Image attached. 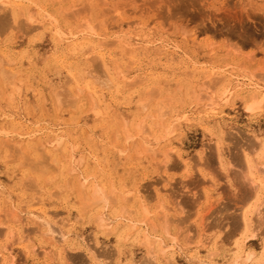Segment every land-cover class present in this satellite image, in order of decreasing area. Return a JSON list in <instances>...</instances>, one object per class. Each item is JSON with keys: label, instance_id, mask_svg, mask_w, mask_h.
<instances>
[{"label": "rangeland", "instance_id": "374dc122", "mask_svg": "<svg viewBox=\"0 0 264 264\" xmlns=\"http://www.w3.org/2000/svg\"><path fill=\"white\" fill-rule=\"evenodd\" d=\"M9 1L0 251L13 264H149L147 229L164 251L154 246L153 264H230L236 243L264 264V0ZM75 75L101 81L99 104ZM162 101L164 126L153 128ZM97 192L108 200L84 209ZM40 217L51 225L37 230Z\"/></svg>", "mask_w": 264, "mask_h": 264}, {"label": "bare ground", "instance_id": "6f19581e", "mask_svg": "<svg viewBox=\"0 0 264 264\" xmlns=\"http://www.w3.org/2000/svg\"><path fill=\"white\" fill-rule=\"evenodd\" d=\"M15 2V1H14ZM5 5H10V7L13 5V1H9L8 0V3L6 2V0H0V10H2V7H5ZM17 7V6H16ZM6 8V7H5ZM4 9V8H3ZM13 9H15L14 7H13ZM17 9V8H16ZM9 10V9H8ZM18 10V9H17ZM12 11V10H11ZM18 11H20V9L18 10ZM17 11V19H19L18 18V13L21 15V13L20 12H18ZM7 12H9V11H7ZM15 12V11H14ZM14 12H13V14H12V16L14 15ZM22 12V11H21ZM3 13V12H2ZM10 13V12H9ZM27 13V12H26ZM1 14V13H0ZM2 15H4V14H2ZM27 15V14H26ZM4 16H6V14L4 15ZM9 16L10 15H8V18H9ZM1 17V16H0ZM14 17V16H13ZM7 18V19H8ZM30 18V17H29ZM6 20V17L4 18L3 16L0 18V25L1 26H4L5 25V21ZM8 21V20H7ZM17 20L15 19V17H14V22L13 23H17L16 22ZM26 21V20H25ZM20 22V21H19ZM31 22H33V21H31ZM26 23V22H25ZM12 24V23H11ZM10 24V25H11ZM23 24V23H22ZM32 24V23H31ZM34 25V24H33ZM12 27H13V25H11ZM16 26H17V24H16ZM19 26H21V25H19ZM18 26V27H19ZM5 27V26H4ZM21 27H24V26H21ZM21 27H19V29H21ZM47 27V26H46ZM16 28V27H15ZM1 29V28H0ZM2 29H4V28H2ZM18 29V28H17ZM23 29V28H22ZM21 29V31H24V30H22ZM30 30V29H29ZM82 43V42H81ZM80 43V44H81ZM79 45V44H78ZM76 49L78 48L77 46L75 47ZM79 49V48H78ZM75 51V50H74ZM58 61V60H57ZM56 63V62H55ZM12 64V63H11ZM88 64V63H87ZM93 65V64H92ZM60 66V65H59ZM66 66V65H65ZM72 66V65H71ZM105 66V65H104ZM61 67V66H60ZM68 68V70H69V67H67ZM66 68V69H67ZM106 69H108L107 68V66L105 67V70ZM1 70H3L2 68H0V72H2ZM73 70V69H72ZM4 71V70H3ZM31 71V70H30ZM108 71V70H107ZM4 72H6V71H4ZM73 72V71H72ZM71 72V73H72ZM97 72V71H96ZM105 72V71H104ZM3 73V72H2ZM6 73H9L8 71L6 72ZM5 73V75H4V73H3V75H1V73H0V75L1 76H6V75H8V74H6ZM15 73V72H14ZM14 73L12 74H10L9 73V75H14ZM16 73H18L17 71H16ZM107 73V72H106ZM19 74V73H18ZM101 74V73H100ZM67 75H69V74H67ZM73 75V74H72ZM92 75V74H91ZM94 75H95V73H94ZM110 75V74H109ZM116 75V74H115ZM12 76H11V78H12ZM85 76H87V75H85ZM104 76V75H103ZM90 77H92L93 78V75L92 76H90ZM95 77H97V76H95ZM101 77V76H100ZM106 77V76H105ZM3 78V77H2ZM8 78V80H9V78H10V76L9 77H7ZM10 78V79H11ZM111 78V77H110ZM122 78V77H121ZM74 79H76L75 81H76V83L78 84V82L80 83V84H82L81 86L82 87H84V89L85 90H87L88 92V96L92 99L93 98V100L95 99V100H97V101H99L98 102V104L101 102V99H100V97L102 96L101 94H100V91L98 90V88L95 86L96 85V83L98 84V85H100L99 83L101 82L98 78H95V80L93 81V79H91V78H88V79H91L90 81H87V80H85V78L84 77H78V75H75L74 76ZM105 79V78H104ZM1 80V79H0ZM101 80H102V78H101ZM111 80H112V78H111ZM12 81V80H11ZM78 81V82H77ZM121 81V80H120ZM2 82H3V80H2ZM63 82V81H62ZM102 82H104V81H102ZM69 83V82H68ZM107 83V82H106ZM106 83H103V84H106ZM110 83V82H109ZM8 84H9V81H8ZM10 84H11V82H10ZM73 84V83H72ZM76 84V85H77ZM49 85V84H48ZM109 84L107 83V86H108ZM111 85H112V83H111ZM0 86H1V84H0ZM59 86V85H58ZM101 86H105V85H102L101 84ZM114 86V85H113ZM53 87V86H52ZM64 87V85L61 87V88H63ZM66 87V86H65ZM108 87H110V86H108ZM112 87V86H111ZM105 88V87H104ZM106 89V88H105ZM117 89V88H116ZM65 90H67V89H65ZM75 90V89H74ZM76 90H77V87H76ZM83 90V89H82ZM59 91V90H58ZM55 92H57V91H55ZM79 93H81V90H79L78 91ZM2 93V92H1ZM50 93H52V92H50ZM78 93V94H79ZM74 94V93H73ZM52 95H53V93H52ZM56 95V94H55ZM54 95V96H55ZM76 95V94H75ZM80 95V94H79ZM101 95V96H100ZM57 96V95H56ZM67 96H69V95H67ZM66 96V97H67ZM75 97V96H74ZM60 98V97H59ZM68 98V97H67ZM67 98H64V99H67ZM69 98H70V96H69ZM165 98V97H164ZM72 99V101H73V98H71ZM167 99V98H166ZM68 100H70V99H68ZM67 100V101H68ZM122 100V99H121ZM54 101V100H53ZM56 101V100H55ZM71 100L70 101H68V103L69 102H72ZM163 101H165V100H163ZM162 101V102H163ZM260 101V100H259ZM44 102V101H43ZM75 102V101H74ZM89 102V101H88ZM91 102V101H90ZM161 102V101H160ZM172 102V101H171ZM170 102V103H171ZM58 103V102H57ZM73 103V102H72ZM103 104V103H102ZM107 104V103H106ZM75 105V104H74ZM92 105V104H91ZM96 106V105H95ZM94 106V107H95ZM91 107V106H90ZM106 107H108V106H106ZM156 107V106H155ZM166 105L164 104V102L160 105L159 104V106L157 107V113L155 114V115H157L156 116V118L157 119H155L156 121V123L155 124H153V128H156V127H160V126H162L161 125V123H163L162 122V117H164V114H165V112H166ZM93 108V107H92ZM105 108V107H104ZM111 108V107H110ZM169 108V107H168ZM106 111V110H105ZM155 112H156V110H155ZM105 113V112H104ZM106 114V113H105ZM133 120H135V118H133L132 119V121ZM161 120V121H160ZM161 122V123H160ZM131 123H135L134 121L133 122H131ZM160 123V124H159ZM9 125H10V123H9ZM18 125V124H17ZM139 125H140V123H139ZM152 125V123L149 125V126H151ZM1 126H2V124H1ZM145 126V125H144ZM144 126H142L141 125V127H144ZM164 126V125H163ZM136 127H139L138 125L136 126ZM140 127V128H141ZM146 128V127H145ZM163 128V127H162ZM144 129V128H143ZM146 130H148V129H146ZM12 131H13V129H12ZM154 133V132H153ZM163 138V137H162ZM29 139H31V138H29ZM224 140V139H223ZM225 141V140H224ZM9 142V141H8ZM8 142H7V144H8ZM2 143H3V141H2ZM26 143V142H25ZM141 143V142H140ZM219 143V142H218ZM37 144V143H36ZM36 144H34V146L36 145ZM0 145H1V143H0ZM12 145V144H11ZM28 145V144H27ZM39 145H41V144H39ZM259 145V144H258ZM261 146H262V144H260ZM3 146V145H2ZM14 146V145H13ZM18 146V145H17ZM37 146H38V144H37ZM37 146L35 147L36 149H37ZM58 146V145H57ZM139 146H140V144H139ZM16 147V146H15ZM31 147V146H30ZM32 148H33V146H32ZM35 148H33V149H35ZM41 148H43V147H41ZM41 148H39V146H38V149H41ZM262 148V147H261ZM15 149V148H14ZM35 149V150H36ZM55 149V148H54ZM17 150V149H16ZM26 150V149H25ZM263 150H264V148H263ZM13 151L14 150H12V153H13ZM30 151V150H29ZM50 151H53L52 150V148H51V150ZM23 153H24V151H22ZM21 152V153H22ZM39 152V151H38ZM218 152H219V150H218ZM263 152V151H262ZM261 152V153H262ZM11 153V154H12ZM28 153V152H27ZM41 153V152H40ZM164 153H165V151L163 152V155H164ZM14 154H15V152H14ZM42 154H44V153H42ZM7 155V154H6ZM17 155H20V154H17ZM11 156V155H10ZM15 156V155H14ZM39 156H42V155H39ZM45 156V155H44ZM161 156H162V154H161ZM167 156V154L165 153V158H167L168 159V156ZM242 156V155H241ZM6 157V156H5ZM48 157V156H47ZM240 157V156H239ZM14 158V157H13ZM41 158V157H40ZM242 158V157H241ZM36 159V158H35ZM45 159V158H44ZM47 159V158H46ZM167 159H165L166 161L165 162H163L164 163V165H166L167 163H168V160ZM261 159V158H260ZM29 160V159H28ZM39 160V159H38ZM43 160V159H42ZM53 160V159H52ZM258 160V159H257ZM6 161V160H5ZM23 161V160H22ZM27 161V160H26ZM40 161V160H39ZM46 161V160H45ZM56 161V160H55ZM29 162V161H28ZM38 162V161H37ZM57 162V161H56ZM24 163V162H23ZM30 163H32V161L30 162ZM40 163V162H39ZM43 163V162H42ZM45 163H48L47 161L45 162ZM44 163V164H45ZM51 163V162H50ZM55 163V162H54ZM15 164V163H14ZM20 164V163H19ZM26 164V163H25ZM34 164V163H33ZM56 164V163H55ZM255 164V163H254ZM36 165H38V163H36ZM42 165V164H41ZM41 165H38L37 167H38V170H40V171H42V172H47L48 171V166L47 167H45V166H41ZM45 165H47V164H45ZM70 165V164H69ZM21 166V165H20ZM30 166V165H29ZM32 166V165H31ZM39 166H41V169H39ZM51 166V165H50ZM50 166H49V169H50ZM56 165H54V167H55ZM246 166H247V169H249V173L251 172V169H252V166H251V162H250V159L249 160H246ZM35 167V166H34ZM53 167V168H54ZM62 167V166H61ZM70 167V166H69ZM166 167V166H165ZM33 168V167H32ZM66 168H68V166L66 167ZM36 170V169H35ZM47 170V171H46ZM54 170V169H53ZM62 170L63 169H61L60 170V172H62ZM68 170V169H67ZM67 170H65V171H67ZM50 171V170H49ZM48 171V172H49ZM55 171V170H54ZM71 171V170H70ZM254 171H255V168H254ZM36 172V171H35ZM42 172H40V173H42ZM69 172V171H68ZM67 172V173H68ZM256 172V171H255ZM38 173V172H37ZM72 173V172H71ZM62 174V173H61ZM60 174V175H61ZM70 174V173H69ZM68 174V175H69ZM253 174V173H252ZM41 175V174H40ZM67 175V174H66ZM74 175V174H73ZM264 176V175H263ZM30 177H32V176H29V179H30ZM37 178V177H36ZM35 178V179H36ZM37 181H38V178L36 179ZM43 180V179H42ZM74 180V179H73ZM83 181V180H82ZM258 181V180H257ZM262 181H264L263 179H262V176H261V178L259 179V184H260V182H262ZM27 183V182H26ZM39 183V182H38ZM28 186L29 187H31V186H35L34 185V182L32 181V178H31V180H29L28 181ZM65 185H67V184H65ZM250 186H252V185H250ZM36 187V186H35ZM79 188H80V186H78ZM89 187V186H88ZM96 187V186H95ZM68 188V187H67ZM91 188H92V186H91ZM93 189V188H92ZM141 189V188H140ZM79 190V189H78ZM77 188H76V193H77ZM118 190V189H117ZM251 190H252V188H251ZM250 190V191H251ZM93 191V190H92ZM79 192V191H78ZM109 192V191H108ZM141 192V191H140ZM94 193V192H93ZM104 192H97V193H95V195H94V199H93V201H90V202H87V205H86V207H83L84 209H86L87 207L88 208H90L91 206H92V204L94 205V204H97L99 201H102V195H104V197H105V194H103ZM250 193V192H249ZM82 194V193H81ZM92 193H90V195H91ZM78 196H79V193L77 194ZM250 194H248L247 196H248V199H249V196ZM84 196V195H83ZM247 196H245V198H247ZM85 197V196H84ZM109 197V196H108ZM137 197V196H136ZM244 197V196H243ZM78 198V197H77ZM80 198H81V196H80ZM91 198V197H90ZM106 198V197H105ZM112 199V198H111ZM126 198H124V200H125ZM153 199V198H152ZM247 199V200H248ZM90 200V199H89ZM105 200H108L107 198L105 199ZM155 200V199H154ZM158 200H160V199H158L157 198V202H158ZM81 201V200H80ZM87 201V200H86ZM84 202V201H83ZM82 202V203H83ZM151 202V201H150ZM149 202V203H150ZM244 202H245V200H244ZM80 203V202H79ZM82 203H81V205H82ZM160 203V202H159ZM104 204V203H103ZM162 204V203H161ZM84 205V204H83ZM91 205V206H90ZM155 205H157V204H155ZM241 205V204H240ZM106 206H108V205H106ZM80 207V206H79ZM78 207V208H79ZM158 207V206H157ZM108 208V207H107ZM109 209V208H108ZM162 209H163V207H162ZM165 210V209H164ZM239 210V209H238ZM241 210V209H240ZM240 210H239V212H240ZM81 211H82V206H81ZM80 211V212H81ZM84 211V210H83ZM258 211V210H257ZM256 211V212H257ZM5 212V211H4ZM11 213V212H10ZM124 213V212H123ZM122 213V214H123ZM39 214H42V215H46L47 214V211H43L42 212V210L40 211V213ZM82 214H83V212H82ZM119 214H121L120 212H119ZM247 214H249V213H247V212H243L242 213V215H241V218H239V220H241L240 221V223H241V227H242V229H246L249 225H250V223L252 222L251 220V218L250 217H248V215ZM255 214V213H254ZM8 216V215H7ZM255 216V215H254ZM258 216V215H257ZM9 217V216H8ZM94 217V216H93ZM235 217V216H234ZM98 219L100 218V216L99 217H97ZM236 218V217H235ZM40 221H38V222H41L42 221V223H40L39 225H37L38 227H37V230L39 229V228H42L44 225H46V226H50L51 225V222H50V220L46 217V218H43V217H40V218H38ZM77 219V218H76ZM97 219V220H98ZM9 220V219H8ZM21 220V219H20ZM80 220V219H79ZM100 220V219H99ZM3 221H5L4 219H3ZM19 221V220H18ZM24 221V220H23ZM34 222V221H33ZM36 223L35 224H38L37 223V221H35ZM62 222V221H61ZM100 222V221H99ZM11 223V222H10ZM22 223V222H21ZM144 223V222H143ZM143 223H138L137 225H133L132 227H130L129 228V230L128 231H126V233H125V237H128V236H130L131 234H132V231H134L135 232V230H136V228H142L141 226L143 225ZM62 224V223H61ZM60 224V225H61ZM132 225V224H131ZM240 227V228H241ZM16 228V227H15ZM23 228V227H22ZM30 228V227H29ZM32 228V227H31ZM33 229V228H32ZM235 229V228H234ZM233 229V230H234ZM237 229V228H236ZM3 230H4V228H3ZM2 230V231H3ZM13 230H15V229H13ZM55 230V229H54ZM2 231H0V232H2ZM17 231V234H18V240H19V243H21L22 241H24V236L22 235V232H20V230L18 231V230H16ZM33 231V230H32ZM57 231V230H56ZM110 231V230H109ZM35 232V231H34ZM133 232V233H134ZM149 233H151L149 230H147V229H144L143 230V232L141 233V234H143L142 235V238H141V241H140V245H143L145 248H146V251H147V255H148V257H146V263L148 262H150L149 264H153V260H152V263H151V259H156V258H154V255H155V253L152 251V253H151V250H153V248H154V246L155 245H157L158 244V251H161V252H158L159 254L160 253H162V252H164L161 248H160V244H162V243H160L159 244V240L156 238V237H153L152 236V234H149ZM14 234V233H13ZM45 234V237L48 235V236H52V235H55V232L53 231V230H51V229H48V228H46V232L44 233ZM65 232H63V231H60L59 233H57V235L59 236V240H58V242H60V243H62L63 241H65V239H66V237H65ZM0 235H1V233H0ZM253 236V235H252ZM121 237V236H120ZM119 237V238H120ZM53 238V237H52ZM55 238V237H54ZM53 238V239H54ZM44 239V238H43ZM118 239V238H117ZM123 239V238H122ZM26 240H27V238H26ZM48 240H49V238H48ZM124 240V239H123ZM140 240V239H139ZM237 241H240V240H237ZM31 242V241H30ZM60 243H58V244H60ZM235 244V243H234ZM53 246H54V243L52 244ZM7 246V245H6ZM56 246H58L57 244H56ZM60 246V245H59ZM241 246L242 245H239L238 243H236L235 245H234V247L235 248H237L236 250H238L235 254H233V257H232V255H231V259H230V264H251L252 262H253V259H254V254L252 253V251H248V252H245V253H242V249H243V246H242V249H240L241 248ZM19 247V246H18ZM54 248H56V247H54ZM168 248V247H167ZM245 248V247H244ZM58 249V251H57V253H58V256H60V258H59V260L61 259V258H63V256H64V253H63V250H60L59 248H57ZM9 250V249H8ZM30 250V249H29ZM28 250V251H29ZM54 250V249H53ZM56 250V249H55ZM119 251H120V249H118ZM235 250V249H234ZM27 251V250H26ZM27 251V252H28ZM38 251V250H37ZM42 251V250H41ZM262 251H264V250H262ZM31 252H33L32 250H31ZM232 253V252H231ZM234 253V252H233ZM28 254H30V253H27V256H28ZM54 254H55V252H54ZM154 254V255H153ZM216 254V253H215ZM263 254V253H262ZM31 256V255H30ZM156 256V255H155ZM213 256V255H212ZM14 258V259H13ZM65 258V257H64ZM0 259H1V261L3 262V263H8V264H13V260H15V257L12 255V253H10V252H2V251H0ZM145 261V260H144ZM257 261V260H256ZM155 262V261H154ZM258 262V261H257ZM263 262V261H262ZM253 263H255V260H254V262ZM252 263V264H253ZM155 264H159V262L157 261V263H155ZM161 264V263H160ZM256 264V263H255Z\"/></svg>", "mask_w": 264, "mask_h": 264}]
</instances>
